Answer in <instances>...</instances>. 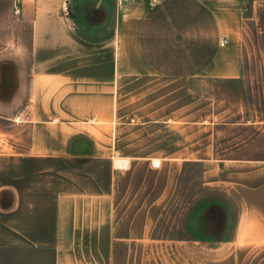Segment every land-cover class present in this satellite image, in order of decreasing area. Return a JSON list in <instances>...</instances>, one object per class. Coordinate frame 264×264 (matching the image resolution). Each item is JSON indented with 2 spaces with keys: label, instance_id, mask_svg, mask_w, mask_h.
<instances>
[{
  "label": "crops",
  "instance_id": "1",
  "mask_svg": "<svg viewBox=\"0 0 264 264\" xmlns=\"http://www.w3.org/2000/svg\"><path fill=\"white\" fill-rule=\"evenodd\" d=\"M65 1L0 0V264H264V0Z\"/></svg>",
  "mask_w": 264,
  "mask_h": 264
},
{
  "label": "rangeland",
  "instance_id": "2",
  "mask_svg": "<svg viewBox=\"0 0 264 264\" xmlns=\"http://www.w3.org/2000/svg\"><path fill=\"white\" fill-rule=\"evenodd\" d=\"M198 173V166L187 167V174L180 182L178 195L172 199L158 223V234L174 236L186 231L185 222L192 210L190 206H195L196 199L201 195Z\"/></svg>",
  "mask_w": 264,
  "mask_h": 264
},
{
  "label": "built area",
  "instance_id": "3",
  "mask_svg": "<svg viewBox=\"0 0 264 264\" xmlns=\"http://www.w3.org/2000/svg\"><path fill=\"white\" fill-rule=\"evenodd\" d=\"M16 12H17V10H16ZM62 13L66 17H68L69 14H70L69 4H68V1L67 0L64 2V5L62 6ZM152 166H154V167L158 166V162H153L152 163Z\"/></svg>",
  "mask_w": 264,
  "mask_h": 264
}]
</instances>
